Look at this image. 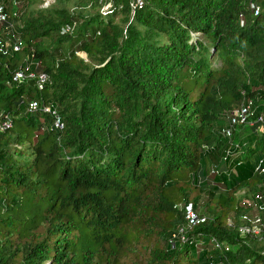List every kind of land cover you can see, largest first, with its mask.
Wrapping results in <instances>:
<instances>
[{
    "label": "trees",
    "instance_id": "trees-1",
    "mask_svg": "<svg viewBox=\"0 0 264 264\" xmlns=\"http://www.w3.org/2000/svg\"><path fill=\"white\" fill-rule=\"evenodd\" d=\"M24 2L0 23V264H264L241 232L264 222V0Z\"/></svg>",
    "mask_w": 264,
    "mask_h": 264
},
{
    "label": "built area",
    "instance_id": "built-area-1",
    "mask_svg": "<svg viewBox=\"0 0 264 264\" xmlns=\"http://www.w3.org/2000/svg\"><path fill=\"white\" fill-rule=\"evenodd\" d=\"M250 8L253 10L254 14L257 15L258 12H259V7L255 4V3H250ZM6 21V14L4 12V8L3 6L0 4V23H3ZM0 42H1V39H0ZM18 49V48H17ZM5 48H3L1 46V43H0V52H5ZM29 77L31 78H34L36 77L37 80H36V85L38 86V88H42L43 87V83L44 81L46 80V75L45 74H39L38 76H35L33 73H31L29 75ZM25 80V75L22 71H18L15 73L14 77H13V81H15L16 83H21ZM40 106V103L33 100L29 103L28 105V109L30 111H36ZM42 109L44 111H47V112H50L51 114L54 115V125L56 127H62V124L60 123V120H59V117L57 115V113L54 111V110H51L50 107L48 105L46 106H42ZM245 112V109H241V113L243 114ZM5 125V123L3 122L1 124V127L0 128H3V126ZM226 134L229 135L230 134V131L227 130L226 131ZM185 218H186V221H187V226L188 227H193L199 223H202L205 221V217L204 216H201L197 213L194 212V210L192 209V207L190 205H188L187 209H186V212H185ZM253 222H257L259 223V218H256ZM241 232L242 233H245V232H252L256 235H258L260 233V230L257 231L255 225H252L251 228H242L241 229Z\"/></svg>",
    "mask_w": 264,
    "mask_h": 264
},
{
    "label": "rangeland",
    "instance_id": "rangeland-1",
    "mask_svg": "<svg viewBox=\"0 0 264 264\" xmlns=\"http://www.w3.org/2000/svg\"><path fill=\"white\" fill-rule=\"evenodd\" d=\"M54 0H42V6H48L50 5L51 3H53ZM0 4L3 5L5 8L8 7L9 8V12L10 14L12 15H15V16H21L22 13H24V5H25V2L24 0H0ZM108 6V5H107ZM107 6H103L101 8V10H104ZM12 23H15L17 22L15 19H13L11 21ZM5 31V30H4ZM12 38V36L10 37ZM10 38L6 37V42H5V46H9L10 43H12L10 40ZM16 38V36H15ZM80 55L84 56L83 53H80ZM35 85V83H34ZM243 192L242 191H238L236 194H242ZM199 194V191H195L194 194L192 195H197ZM200 195L201 197H204V194L202 192H200ZM246 201V200H244ZM254 208H256V206L254 205ZM253 210V209H252ZM195 213L203 216V212L201 210V202H200V205L198 206L197 210H194ZM256 209L253 210V212L251 214H249L250 216H254L256 215ZM228 224H232V221L231 220H228L227 222ZM252 225H255L257 231L260 230L262 231V229L264 228V222L263 223H257V222H252ZM244 234H242L243 236ZM254 237V236H253ZM155 239L152 241V244H155ZM151 244V245H152ZM149 248L150 246L145 244V245H136L135 246V249H136V252L135 253H132L130 252L129 253V257H128V262H126V264H132L133 262H138L140 264H151V260L149 257L151 255V251L149 252ZM140 255V256H139Z\"/></svg>",
    "mask_w": 264,
    "mask_h": 264
}]
</instances>
